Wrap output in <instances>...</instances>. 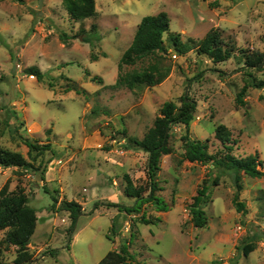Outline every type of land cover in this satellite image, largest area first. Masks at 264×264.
Listing matches in <instances>:
<instances>
[{
  "label": "rangeland",
  "instance_id": "obj_1",
  "mask_svg": "<svg viewBox=\"0 0 264 264\" xmlns=\"http://www.w3.org/2000/svg\"><path fill=\"white\" fill-rule=\"evenodd\" d=\"M95 11L74 20L63 0H0V146L29 161L24 139L50 146L30 169L0 167V188L6 180L10 193L22 186L35 209L28 264H96L122 244L135 257L126 264H264V241L257 238L264 227V177L240 171L238 193L247 212L238 213L234 170L219 172L184 159L182 137L206 141L209 153L222 156L226 150L214 132L223 124L231 132V153H257L264 170V86L249 85L245 103H236L244 84L264 81V63L245 65L246 55L264 52V0H95ZM160 11L167 12L169 32L180 42H197L216 29L231 57L213 62L194 45L180 53L165 33L166 49L118 69L140 19ZM92 25L100 35L93 47L79 36ZM150 64L166 72L161 82L131 90L115 84L119 73L128 76ZM32 66L41 78L27 74ZM74 81L86 94L68 90ZM183 95L196 101L193 118L188 132L182 123L171 126V152L160 156L154 178L155 195L167 209L150 201L136 204L125 194V179L148 188V153L132 149L125 132L142 139L163 102L180 105ZM216 174L218 184L212 185ZM204 179L206 224L197 228L187 205ZM64 199L80 204L71 229L70 214L60 207ZM135 204L130 212L124 208ZM6 231L0 230V240ZM249 241L255 248L245 256L241 246ZM14 257L9 245L0 264H15Z\"/></svg>",
  "mask_w": 264,
  "mask_h": 264
},
{
  "label": "trees",
  "instance_id": "obj_2",
  "mask_svg": "<svg viewBox=\"0 0 264 264\" xmlns=\"http://www.w3.org/2000/svg\"><path fill=\"white\" fill-rule=\"evenodd\" d=\"M63 5L74 20H81L93 16L95 11V0H63ZM169 16L166 11H160L156 14L144 15L137 24L136 30L132 37L131 43L123 51L118 62V69L122 65H133L138 60L147 55H152L158 50H164L163 35L168 33V38L171 45L178 52H185L190 48V45L197 46L198 51L206 54L213 62L223 61L231 57L232 50L223 47V40L216 29H210L203 39L194 42L189 39V43L180 42L178 35L169 32ZM94 25L91 26V31L85 32L84 30L79 33L81 40L88 43L91 47L100 39ZM91 60H96L97 55L91 53ZM264 63V52H252L245 56V65L251 68H261ZM27 74L34 75L37 79L42 77V72L38 67L32 66L26 69ZM86 74L90 76L92 81L101 82V78L96 75H90L88 71ZM166 72L158 71L156 64H150L141 71H135L128 76L118 74L115 84H122L128 89L137 88L142 85H155L163 80ZM51 86V84H49ZM252 85L254 87H263L264 81H254L251 84H244L236 95L237 105L244 104V96L247 87ZM68 90H74L76 93L86 94V90L79 85L71 86ZM181 104L177 105L175 102L169 100L164 101L159 110L152 126L148 128L142 139L132 138L126 135L125 137L131 143L130 147L135 150H142L148 153L147 158V174L149 177L148 188L144 186H134L131 180L126 176L125 194L135 198L136 204L140 201H150L159 210H166L167 204L165 201L155 195L158 189L157 181L154 179L160 170V156L171 152V147L168 145L170 138V129L174 123H182L185 125L188 132L189 122L193 118V112L196 109V101L187 95H183L180 100ZM1 125V123H0ZM214 136L222 143L226 150L222 156L211 154L208 152V144L206 141L192 140L185 134L183 158L190 162H198L202 164L209 163L212 167L216 168L219 172L226 170H234V183L237 192L233 195L232 203L235 210L243 215L246 214V205L240 200L238 191L242 186L239 183L240 171L251 177H264V170L260 169L261 160L258 158L257 153L248 154L245 156H235L231 153L232 138L231 132L223 124H219L214 132ZM24 144L28 147L27 155L30 159L27 160L18 151H12L0 146V167H17L21 169H30L33 167L32 161L35 157L42 153L44 150L50 148L49 144H37L28 139H24ZM125 147H129L125 145ZM220 174H216L211 180L212 185H217ZM41 179H44V177ZM209 181L203 180L200 187L197 188L196 194L192 196L191 201L188 203L187 208L190 219L194 227H204L206 224V217L204 211L201 209L203 202L207 201V185ZM148 189V194L145 196L143 193ZM22 186H17L14 192H9V180L0 188V230L7 228L6 235L0 240V263L3 250L7 246H15V257L13 262L15 264H28L32 261V254L28 250L30 238L35 230L37 216L35 209L30 207L27 202L28 198L23 192ZM52 199L55 202L54 196ZM130 208L124 206L127 212L136 209L137 205ZM110 205H114L109 203ZM54 207V203L52 204ZM61 209L69 212L71 217L70 229L75 226L76 217L80 214V204L73 200H62L60 204ZM145 221V220H144ZM258 239L264 241V227L261 228L257 235ZM255 248L253 241L245 242L241 246L243 254L246 256ZM51 256L53 251H51ZM135 257L132 253L128 252V246L122 244L117 249L108 250L104 256L96 264H126L134 260Z\"/></svg>",
  "mask_w": 264,
  "mask_h": 264
},
{
  "label": "built area",
  "instance_id": "obj_3",
  "mask_svg": "<svg viewBox=\"0 0 264 264\" xmlns=\"http://www.w3.org/2000/svg\"><path fill=\"white\" fill-rule=\"evenodd\" d=\"M125 140H126V138L125 137H123Z\"/></svg>",
  "mask_w": 264,
  "mask_h": 264
},
{
  "label": "crops",
  "instance_id": "obj_4",
  "mask_svg": "<svg viewBox=\"0 0 264 264\" xmlns=\"http://www.w3.org/2000/svg\"><path fill=\"white\" fill-rule=\"evenodd\" d=\"M48 178V177H47Z\"/></svg>",
  "mask_w": 264,
  "mask_h": 264
}]
</instances>
